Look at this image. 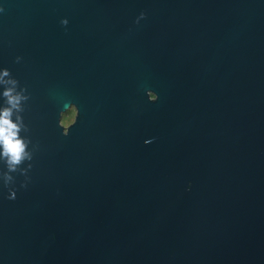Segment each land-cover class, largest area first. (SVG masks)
Segmentation results:
<instances>
[{
	"label": "water",
	"instance_id": "95a60500",
	"mask_svg": "<svg viewBox=\"0 0 264 264\" xmlns=\"http://www.w3.org/2000/svg\"><path fill=\"white\" fill-rule=\"evenodd\" d=\"M0 7V264H264V0Z\"/></svg>",
	"mask_w": 264,
	"mask_h": 264
},
{
	"label": "clouds",
	"instance_id": "9594fccd",
	"mask_svg": "<svg viewBox=\"0 0 264 264\" xmlns=\"http://www.w3.org/2000/svg\"><path fill=\"white\" fill-rule=\"evenodd\" d=\"M0 11L3 8L0 7ZM141 17L146 14L141 13ZM63 25L69 23L68 19L65 18L61 21ZM10 71L5 68L2 73H0V82L5 84L16 85L18 82L15 79L4 80V77H9ZM3 95L7 98V103L10 107H6L0 112V144L3 145V155L7 157L8 166L11 170H15L16 166L19 165L25 158L31 159V154L26 152L27 144L24 139L19 136V132L23 125V118H19L20 122H13L11 119L14 109H21V100L27 99L22 93L16 92L14 87H8L5 89ZM152 99L155 100L157 97L153 93L151 94ZM73 115H78V109L73 105L70 109ZM63 124L65 126H70L67 119H63ZM16 193L12 192V197L15 198Z\"/></svg>",
	"mask_w": 264,
	"mask_h": 264
},
{
	"label": "rangeland",
	"instance_id": "374dc122",
	"mask_svg": "<svg viewBox=\"0 0 264 264\" xmlns=\"http://www.w3.org/2000/svg\"><path fill=\"white\" fill-rule=\"evenodd\" d=\"M72 106H70L66 111H64L61 115V123L63 124V119H67L69 123H71L74 119V116L70 109H71ZM64 125V124H63ZM65 126V125H64Z\"/></svg>",
	"mask_w": 264,
	"mask_h": 264
}]
</instances>
